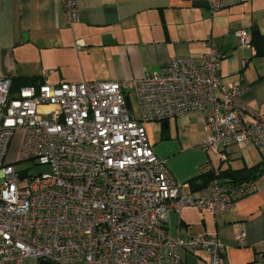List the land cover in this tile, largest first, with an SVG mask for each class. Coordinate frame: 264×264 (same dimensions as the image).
Masks as SVG:
<instances>
[{
	"label": "built area",
	"instance_id": "built-area-1",
	"mask_svg": "<svg viewBox=\"0 0 264 264\" xmlns=\"http://www.w3.org/2000/svg\"><path fill=\"white\" fill-rule=\"evenodd\" d=\"M57 2L72 29L80 21L77 0ZM235 36L239 48L253 49L246 31ZM222 59L212 43L199 57H172L130 83L42 81L12 92L11 80L0 77V264H186L185 254L194 251L221 264L226 247L216 235L172 238L169 214L184 207L228 212L254 185L234 189L211 180L186 192L187 184L176 182L156 156L145 124L199 113L209 131L206 153L264 148V116L240 102L246 85L222 83ZM50 73L42 71L41 79ZM18 132L16 162H33L36 174L8 161ZM244 239L241 229L236 241Z\"/></svg>",
	"mask_w": 264,
	"mask_h": 264
},
{
	"label": "crops",
	"instance_id": "crops-1",
	"mask_svg": "<svg viewBox=\"0 0 264 264\" xmlns=\"http://www.w3.org/2000/svg\"><path fill=\"white\" fill-rule=\"evenodd\" d=\"M77 2L80 21L69 29L57 0H0V77L11 82L40 79L50 85L130 83L159 71L172 57H199L213 43L224 56L219 71L222 83L246 85L240 102L264 116V59L256 56L254 48H239L235 36L246 31L251 40L253 32L264 34V0ZM77 41L84 45L78 51L74 46ZM242 61L246 62L243 67ZM42 71L52 73L44 80ZM251 120L249 116L247 121ZM145 130L171 176L187 184L186 192H199L192 191L189 182L200 174L211 171L217 176L228 169L252 168L264 159V148L251 146L206 153L202 142L209 131L199 113L149 122ZM18 136L11 145L21 139V133ZM212 180L226 183L217 177ZM254 187L251 194L235 202L233 210L222 214L200 213L190 207H184L180 215L171 212L168 235H216L226 247L221 264H252L259 256L264 264V174ZM241 229L245 239L239 245L236 235ZM185 263L209 264V257L203 251L190 252L185 254Z\"/></svg>",
	"mask_w": 264,
	"mask_h": 264
},
{
	"label": "trees",
	"instance_id": "trees-1",
	"mask_svg": "<svg viewBox=\"0 0 264 264\" xmlns=\"http://www.w3.org/2000/svg\"><path fill=\"white\" fill-rule=\"evenodd\" d=\"M251 44L255 49L256 56L264 59V34H259L257 32L252 33ZM224 58V56H223ZM42 83L40 79H15L12 80L11 90L15 92L22 87L39 85ZM19 162H15L14 166ZM17 168V167H16ZM18 169V168H17ZM261 174H264V159L260 161L256 166L252 168H242L239 170H225L219 172L217 176L211 171H208L204 174H200L198 177L190 180L192 191H200L205 187L210 180L214 177L219 179L226 180L225 185H228L234 189L241 188L242 185H254V182L257 180ZM196 181H200L199 184H196ZM222 183V182H221ZM238 200V199H237Z\"/></svg>",
	"mask_w": 264,
	"mask_h": 264
},
{
	"label": "rangeland",
	"instance_id": "rangeland-1",
	"mask_svg": "<svg viewBox=\"0 0 264 264\" xmlns=\"http://www.w3.org/2000/svg\"><path fill=\"white\" fill-rule=\"evenodd\" d=\"M129 103H130L129 112H130L131 116L133 118H136V119L139 118V108H138L137 101H136V98H135L133 93H131L129 95ZM196 126L197 125H195V128H197ZM187 127H189V129L191 130V124H188ZM19 134L18 133L16 134V138L19 137L18 136ZM171 134L173 137L174 136L173 133H171ZM191 137L193 138L194 134H192ZM192 138H191V140H192ZM19 141L20 140H16V144H15V142H13V145H11V147L9 148V152H8V156H7L8 160H13L14 162H15V160L17 161L18 148L20 146ZM16 167L18 168V171L26 172L29 174H36L38 172V170L40 169L39 167L34 166L33 162L17 163ZM0 175H1V173H0ZM80 264H85V263H80Z\"/></svg>",
	"mask_w": 264,
	"mask_h": 264
},
{
	"label": "water",
	"instance_id": "water-1",
	"mask_svg": "<svg viewBox=\"0 0 264 264\" xmlns=\"http://www.w3.org/2000/svg\"><path fill=\"white\" fill-rule=\"evenodd\" d=\"M129 105V104H128ZM23 177H21V179H22ZM40 264H46V262H41Z\"/></svg>",
	"mask_w": 264,
	"mask_h": 264
}]
</instances>
